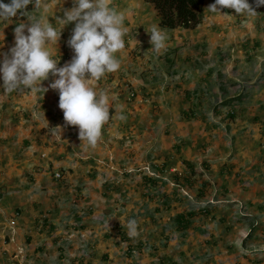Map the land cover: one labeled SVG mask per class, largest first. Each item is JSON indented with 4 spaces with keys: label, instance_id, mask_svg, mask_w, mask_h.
I'll use <instances>...</instances> for the list:
<instances>
[{
    "label": "rangeland",
    "instance_id": "1",
    "mask_svg": "<svg viewBox=\"0 0 264 264\" xmlns=\"http://www.w3.org/2000/svg\"><path fill=\"white\" fill-rule=\"evenodd\" d=\"M56 1L41 0V4H46L47 7L56 6ZM33 11H35L34 5L28 11V15H40L39 11L32 13ZM55 21L56 17L50 23L55 24ZM27 22V16L20 20L0 21V52H7L13 46V30L18 23ZM70 24L71 22L61 29L56 47L55 44L51 46L53 58L58 61L57 67L70 61L73 55L72 50L67 46L70 37L67 28ZM236 31L240 33V27L236 28ZM234 41L236 42L230 49L219 46L212 58L204 59L201 56L196 64L205 65L206 61L208 68L203 70L206 72L209 69H216L218 64L225 62L223 72H229L230 76L228 82H224L227 81L224 80L226 75H220L219 83H227V91L237 95L233 102L234 118L232 119L240 121L239 124L251 119L254 127L259 118L258 123L262 126L259 133H261L264 131V109L261 106V117L256 116L253 119L250 111L252 107L248 106L256 104L251 94L259 93L264 88V80L261 79V75L259 76L262 69L254 65L261 51L258 49L252 54L249 53V49L246 51L243 46L245 44L249 46L252 41L241 36ZM130 42L125 40V47L115 54L121 64L126 65L128 59V52L125 51L136 57ZM203 50L204 48L201 53L204 52ZM263 55L261 54V57ZM153 57L154 60L150 59L149 62L152 65L150 73L148 74V70L143 71L147 73L145 76L156 74L149 78V82L145 81L147 87L140 89L133 87L132 83L127 82L123 68L106 73L102 79L95 82L99 86V92L108 93L109 100L111 97L110 101L115 103L109 108L110 118L112 112L116 111V100L122 101L130 109L131 105L137 103L141 113L151 115V120L156 117L155 120L159 124L163 117L159 118L158 111L163 110V102L169 98L174 97L178 103H181L180 99H186L188 106L191 100L197 98V94L204 100L209 90L198 92L196 86L188 85L181 79L176 81L173 79L171 84L162 79L161 73L164 67L169 73L173 72L181 76L185 72L175 67H167L165 53ZM120 78H124L126 82ZM54 79L55 77L49 74L48 79L42 81L40 87L48 88L49 83ZM247 79L252 80V83H248ZM147 90H150L151 99H148ZM52 91L49 88L46 92ZM35 92L39 94L43 91L23 89L9 93L3 89L0 81V127H4L6 118L10 119L13 126L25 120V124H21L26 127L25 130H29L30 126L36 127L40 122L42 127L39 131L33 130L32 134L39 142L43 141L41 145L45 147V151L49 152V149L52 150L54 147L61 148L62 143L57 141L51 143L49 137H54V131L49 126L52 121L56 122L63 118L62 110L57 106L58 110L47 109L46 115L37 111L35 113V107L37 110L39 106L41 107V103L47 102L44 93L39 96L41 98H29ZM23 96L26 97L24 101L20 100ZM57 99L54 98L58 103L59 99ZM211 102L205 103L212 105ZM168 103L170 105H166L165 109L167 107L169 114L181 116L177 114L176 109L170 107V100ZM195 103L196 101L194 105ZM5 104H8L10 109H6ZM188 108L181 107V113L186 109L189 111ZM207 110L213 112L210 107L205 109ZM118 116L116 114L115 118ZM149 125L151 126L150 123ZM105 128L107 130L111 127ZM180 128L183 127H165V124L161 127H120L118 128L120 135L113 133L109 137L107 135L102 137L106 140L99 145L100 147L93 148L97 149L95 153L88 151V147L80 146L73 134L68 132L70 137L68 143L73 140L76 143L74 154L77 156L73 154V159L77 158V161L67 164L69 168L49 169L50 172L52 171L49 186L60 188L56 191L57 194H54L59 200L60 213L57 216L60 221L55 222L56 229H52V226L46 228L49 238L52 240L54 237L55 242L66 237L56 245L62 257L68 249H71L70 257L78 264L79 262L82 264H218L219 262L223 264L226 260L224 254L221 256L222 263L214 261L211 255L210 262H207V256L198 255L200 251L211 253L203 241L209 240L205 238L209 235H216L218 239L225 237V240L232 236V242L241 241L245 237L241 244H238L244 252L235 249L237 253L228 254V257L237 256L234 264H255L248 260L251 255L261 257L262 260L258 261L264 264V219L256 216L254 211L255 208L260 210L259 206L263 208L264 205V139L254 146L257 142L255 141L254 147L245 149L249 146L245 145L243 148L247 155L248 153L251 157L255 155L251 163L245 158L237 160L235 157L237 150L231 148L234 144L238 147L241 143L252 140L250 126L245 130L250 133H244L239 127H209L213 130L217 128L214 130L217 133L208 130L207 132L205 127H199L200 133L194 127H186L183 131ZM253 130L255 131V127ZM233 134L235 137L231 138ZM16 136L14 132L12 138L15 139ZM19 136H22L21 133L17 137ZM30 139L27 138V142ZM27 146L28 143L23 142L22 147ZM63 154L66 156L64 152ZM231 158L234 159V164H226ZM222 159L226 161L224 164H221ZM57 173L60 175L59 178L55 177ZM99 187L108 190L107 194L100 197L102 202L98 198ZM45 190L46 188L39 189L40 192ZM259 199L262 204H258ZM245 204H249L248 207ZM97 205L101 211L93 217L92 213ZM249 207L250 209H247ZM189 212L194 213V216L190 220L186 218L189 222L188 228L185 231L178 230L174 217ZM129 219H135L137 222L138 233L134 237H129L127 233L126 224ZM196 235L199 237H195L193 243L191 241L192 246L188 242L189 248L185 246L184 241L182 242V239ZM200 237L202 240H199ZM232 242L229 243L230 247H233ZM218 248L217 246L212 250L215 258L219 254ZM190 249L193 254L188 255ZM35 252L39 250L36 249ZM53 258L54 255L51 254L45 256L38 254V262L34 263L60 264Z\"/></svg>",
    "mask_w": 264,
    "mask_h": 264
},
{
    "label": "crops",
    "instance_id": "2",
    "mask_svg": "<svg viewBox=\"0 0 264 264\" xmlns=\"http://www.w3.org/2000/svg\"><path fill=\"white\" fill-rule=\"evenodd\" d=\"M56 2V6L51 5L47 7L46 15L49 17V22H51L52 19H55V17H63V12L74 6L73 0H57ZM212 3H214V0H204L199 14L200 21L195 28L185 29L178 27L175 29H164L166 30L168 37L166 48L160 53H154L150 51L152 46L149 43L150 35L147 32L153 24L159 25L160 22V18L154 6L144 0H111L112 6L122 12L125 16L124 27L127 28V32L124 36V40H127V42H130L131 40L130 44L133 46L134 54H136V57H133L129 54V51H125V53L128 52L126 65L120 63V68H123L128 83H132L133 87H136V89L147 87L148 85L145 84V81L149 82V78L156 74L154 73L155 75L152 74L145 76L147 73H143V71L148 70L149 74L151 71L150 67L152 66L149 64L150 59L153 61V56L156 57L165 53L166 66L175 67L185 73L182 76L173 72L169 73L164 67L161 73L162 79L167 80L170 84L173 82V79L175 81L181 79L184 83H188V85L196 86L198 92L205 91V89L209 91L204 97V100L200 99V95L197 94V98L191 100L189 106L187 105L188 102L186 99H180L181 103H178L177 99L175 100L174 97L173 99L169 98L171 101L170 107L176 109L177 114L181 116L169 114L170 112L166 110L167 107L165 109L166 105H170V103H168L169 100L163 102V110L161 112L160 110L158 111L159 118L163 117L161 124L157 123L156 117L151 120V115H144L145 113H141L137 103L131 105L130 109L122 101L116 100L117 104L115 113L112 112L111 118L105 122L102 128L101 138L96 146L88 147V151L95 153L97 149L93 148L100 147L99 145L106 140L105 138H102L105 137V135H107V137L113 133L120 135L118 129L120 127H161L165 124V127H183L180 128L181 131L186 127H194L199 133L201 131L199 127H205L206 131L208 130L214 133H217L214 131L217 128L213 130L212 128L209 129V127H239L244 133H250L249 131H245L246 127L250 126L252 140H247L245 141L246 143H241L238 147L234 144V147L231 148L237 150L235 155L237 160L245 158L252 163V159L255 155H252V157L249 153L247 155L245 149L251 148L255 141L257 142L254 143V146L264 139V131L259 133L260 129H262L261 123H258L259 118L257 119V124L254 126L255 131L253 130L254 127L251 124V119H249L248 122H241V124H239L240 121L232 119L234 118L233 102L237 95L227 91V83H219L220 75H226L224 80L227 81L223 80L224 82H228L230 76L229 72H223L225 62L221 65L218 64L216 69H209L206 72L203 71L204 68H208L206 61L205 65L203 63L196 64V62L200 61L201 56L204 59L212 58L219 46L230 49L232 44L236 42L234 40L240 36L243 39L246 38V40L252 41L249 43V46L248 44L243 46V48H246V51L249 49V53L252 54L256 53L259 49L261 54H264V6L255 8L257 15L250 17L245 14H237L233 9H221V14L208 12L206 9ZM249 3L254 7V2ZM55 8L57 10H55ZM238 27H240V33L236 31V28ZM73 28L74 22H71L70 26L67 28L68 36L71 35ZM203 48L204 52L201 53ZM237 48L239 49V47ZM261 54L259 56L257 55L254 65H257L262 69L259 76L261 75V79L264 80V55L261 57ZM117 76L119 78V75ZM120 79L123 82H126L124 78ZM247 81H249L248 83L250 84L252 83V80L247 79ZM94 87L99 92V86L94 83ZM149 91L150 90H147L148 99H151ZM110 92L112 91L110 90ZM36 93L37 92L31 94L29 98L33 99L32 97H34L37 99L41 98L39 96L43 95V92L39 94ZM44 94L47 102L41 103V107L37 106V110L35 107V113L37 111L42 115H46L47 109L51 110L54 108L55 110H58V103L54 100V98L59 99L58 92L53 90L52 92H44ZM251 95L256 104H249L248 106L252 107L250 111H252L254 119L256 116H260L261 106L264 109V88H262L259 93H253ZM25 99V96L20 97V100L24 101ZM110 100L109 108L111 105H115V103ZM48 101H50L49 104ZM195 101L196 103L194 105ZM208 101H212V105H210V103L206 105ZM185 106L189 107V111L186 109L181 113V107L185 108ZM4 107L10 109L8 104H5ZM209 107L213 110L212 113L210 110L205 111V109ZM116 114L119 116L123 115L124 119H119V116L115 118ZM227 118L232 120L228 121ZM32 119L33 121L38 122L34 118ZM10 122V119L6 118L3 123L4 127H0V264H36L34 262H38V254H42V256L48 254L54 255L53 259L58 260L60 264H78V262H73V258L70 257L71 249H68L65 254V256L69 255V257H62L61 252L57 251L58 247L56 245L61 243L63 239L65 240L66 237L60 239L59 242H55L53 240L54 237H52V240L49 238V235L47 234L48 230H46L47 227L49 229L51 226L53 227H51L52 229H56L55 222L60 221L58 218L59 216H57V214L60 213L58 208L59 200L57 197H54V194H57L56 191L60 188H51L49 186L51 185L52 180V171L50 172V170L65 167L69 168L67 167V164L71 163V161H77V158L73 159V154L76 153V143L74 140L73 142L68 143V139H70L68 132H71L75 140L81 144V141L78 138V128L67 125L63 118L56 122L52 121L49 126L52 128V131H54V137H49L51 143L57 141V143H62L63 145H60L61 148L53 146L54 149H49L48 152L45 151V147L41 145L43 141L39 142L32 134L33 130H40L42 127L40 122V124L37 123L36 127L30 126L29 130H25L26 127L22 126L25 124V120L15 124V127L11 125ZM105 127L111 128L106 130ZM14 132L17 136L21 133L23 137L16 136L15 139H13ZM26 135H28V137H26ZM21 137L22 140H20ZM232 137H235L234 134L231 135V138ZM27 138H31L29 142H27ZM23 142L26 144L28 143V146L23 148ZM245 145H249L250 147L246 146V148L243 149ZM63 152L67 157L64 156ZM74 155L77 156L76 154ZM258 155H256V157H258ZM233 160L234 159L231 158L226 164H234ZM225 162V159H222L221 164H224ZM41 188H46V190L40 192L39 189ZM98 191H100L98 194L99 201L102 202L103 200H101L100 197L102 198L105 193L107 194L108 190H102V188L99 187ZM260 201L261 200L259 199L258 204L261 203ZM248 205L249 204H245L246 207H248ZM259 207L260 210L256 208V210L254 209V211H256V216H261L264 219V205H262L263 208H261V206ZM247 209H250V207ZM99 211H101V209L98 208V205L95 206L92 213L93 217L95 215L97 216ZM46 224L48 225L46 226ZM195 237H199V235L192 236V238L186 237L185 239H182V242L184 241L186 243V247H188V242H190V245L192 246L191 241L193 243ZM205 238L209 240L203 241V244L211 251V253L206 254L203 253V251H200L198 255L199 257L207 256V262H210L209 259L211 255V258H213L214 261L217 263L218 261H221L222 263L221 256L224 254L226 255V260L223 264H234L233 262L236 260L237 256L231 255L228 257V254L236 252L237 250L235 249L244 252V249L238 246V244H241L245 237L242 238L241 241L235 240L234 242L231 241L232 236H230V239L227 237L226 240L225 237L218 239L216 235H209ZM199 240H202L201 237ZM230 242H232L233 247H230ZM213 244L215 246H213ZM220 245H223V247H220ZM217 246L219 247L217 250L219 254L217 255V258H215L212 250L214 248L216 249ZM36 249L39 250L40 253L35 252ZM49 251L51 252L49 253ZM217 251L215 253H217ZM248 253H250V251H248ZM187 254H193L191 249ZM260 258L261 257L258 255H251L248 257V260L255 262V264H260L261 262L258 261L262 260ZM200 259L203 261L202 258ZM25 260L29 261L26 262ZM79 263L82 264V262ZM218 264H220V262Z\"/></svg>",
    "mask_w": 264,
    "mask_h": 264
},
{
    "label": "clouds",
    "instance_id": "3",
    "mask_svg": "<svg viewBox=\"0 0 264 264\" xmlns=\"http://www.w3.org/2000/svg\"><path fill=\"white\" fill-rule=\"evenodd\" d=\"M33 4L40 15H28L25 11ZM74 6L56 18L55 24L45 15L47 5L41 0H0V21L27 16V23H18L14 28V44L7 52H0V81L6 92L31 89L46 92L49 88L58 92V107L69 126L78 128V138L83 147H94L101 138L102 128L110 119L109 97L98 92L94 83L106 73L116 72L120 61L116 53L125 47V16L111 4V0H73ZM264 6V0H214L207 7L211 13L221 14V9H233L237 14L257 15L255 8ZM74 22L67 40L73 55L70 61L57 67L51 46L57 44L61 29ZM55 25L60 26L59 28ZM150 35V51L160 53L166 48V30L153 24L147 31ZM51 74L55 79L48 88L41 82ZM124 119L123 115L118 117ZM129 237L138 233L135 219L126 224Z\"/></svg>",
    "mask_w": 264,
    "mask_h": 264
},
{
    "label": "trees",
    "instance_id": "4",
    "mask_svg": "<svg viewBox=\"0 0 264 264\" xmlns=\"http://www.w3.org/2000/svg\"><path fill=\"white\" fill-rule=\"evenodd\" d=\"M151 3L160 18L159 25L165 29L194 28L199 24V14L204 0H144ZM8 3V0H4ZM254 2V0H249ZM33 4H29L25 11H29ZM24 16L18 15L11 20H20ZM194 216V213H187L186 215L180 213L174 217L178 230H186L189 226V220Z\"/></svg>",
    "mask_w": 264,
    "mask_h": 264
},
{
    "label": "built area",
    "instance_id": "5",
    "mask_svg": "<svg viewBox=\"0 0 264 264\" xmlns=\"http://www.w3.org/2000/svg\"><path fill=\"white\" fill-rule=\"evenodd\" d=\"M59 176H60V175H59L58 173H57V174H55V177H56V178H59Z\"/></svg>",
    "mask_w": 264,
    "mask_h": 264
}]
</instances>
